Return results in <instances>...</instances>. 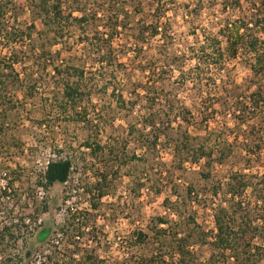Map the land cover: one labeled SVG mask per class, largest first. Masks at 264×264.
Listing matches in <instances>:
<instances>
[{
	"label": "trees",
	"instance_id": "1",
	"mask_svg": "<svg viewBox=\"0 0 264 264\" xmlns=\"http://www.w3.org/2000/svg\"><path fill=\"white\" fill-rule=\"evenodd\" d=\"M70 1L75 9L68 12L63 6L64 0H37L35 8L44 26V30L39 31L40 42L32 35L35 24H31L26 32L8 27L7 15L13 0H0V45L10 48L0 57V134L4 133L6 121L14 119V112L23 103L19 95L31 97L37 91L36 83L26 85L30 80L21 78V73L25 72L28 77V70L33 65L38 67V72L46 70V66L53 67L58 76L67 74L69 77L76 71V67H67L63 61L54 64L50 50L70 34L69 26L93 22L97 28L101 27L102 31L96 29V35L91 38L86 35L85 38L89 44L97 46L92 49L96 60L108 65L115 64L116 60L110 50L114 40L122 37L124 32L128 39L131 33L127 31L132 29V37L136 38L134 48L138 53L135 52L134 58L142 62L139 63L142 64L139 65L140 73L146 76L148 87L139 84L145 91L143 95L138 93L139 104L129 102L122 94L117 104L133 109L139 106L141 118L130 127L129 135L136 137L135 141L145 153L134 154L132 158L143 161L144 174L153 172L166 180V186L172 189V197L162 204L169 214L154 217L146 230L134 232L131 246L141 247L144 252L128 254L125 259L114 263L101 259L96 250L86 251L78 259L72 252L66 264H260L264 259V171L258 168L264 166V0H225V8L240 10L242 15L227 22L216 34L206 35L205 40L191 46L181 56L169 51V43L175 39L168 13L179 5V0H130L132 11L118 5L117 0L116 6L115 1L110 0ZM203 1L197 0V7H202ZM242 1L248 3V11L243 10ZM76 12L81 15L76 16ZM157 38L160 43L151 57L146 47L152 46V41ZM26 40L30 49L21 56L22 51L18 49L25 47ZM47 45L49 49H46ZM127 50L124 51L125 57ZM242 52L250 58L253 73L247 87L231 83L225 75L227 61L236 59ZM186 59L194 61V65L187 70L181 67L180 76L182 85L190 86L189 90L198 96L192 107L185 106L179 98L170 97L166 92L169 91L166 82L168 78L171 80L170 74L175 73V66L183 64V60L185 63ZM27 60L32 62L31 65ZM62 86L63 98L70 104H77L83 94L80 84L64 79ZM146 130H149L147 134ZM84 146L91 148L94 158H97V149L102 150L99 143L86 142ZM122 152H111V160L117 163L124 159L127 164L131 159L126 151ZM163 153L171 157L169 167L159 170L154 164L146 166ZM237 158L241 167L234 169L229 165ZM253 161L255 165H251ZM197 166L198 171L195 170ZM117 167L112 164L95 171L98 182L94 190L87 191L93 196L92 200L100 202L109 196L103 181L110 173L109 168L114 170ZM73 168L74 162L69 158L50 160L39 186L49 190L56 184L67 183ZM190 171L197 173L207 184L200 188L191 183L180 192L183 185L179 183ZM146 185L142 183L141 187ZM152 189H156V194L162 193L159 179ZM194 204L213 212L214 227L188 216L187 207ZM93 208L98 209L99 203L94 201ZM70 220L61 232L74 239L86 228L77 216ZM15 226L5 227L0 234V264L21 260L17 254L4 255L6 243L11 239L17 242L20 237L12 230ZM9 230L12 233L8 234ZM49 233L50 228L43 229L38 241L45 243ZM46 252H42L41 262L61 264L56 250L48 255Z\"/></svg>",
	"mask_w": 264,
	"mask_h": 264
},
{
	"label": "rangeland",
	"instance_id": "2",
	"mask_svg": "<svg viewBox=\"0 0 264 264\" xmlns=\"http://www.w3.org/2000/svg\"><path fill=\"white\" fill-rule=\"evenodd\" d=\"M112 1H115L116 6V0L109 2ZM117 1L120 2L118 5H124L128 11H132L130 0ZM36 3L37 0H13L9 6L7 25L26 32L31 24H35L36 30L32 35L41 42L39 31H43L44 26L38 19ZM203 3L199 8L197 0H179V5L168 13L171 34L175 39L169 43V51L181 56L185 50L205 40L206 35L216 34L227 22L242 15L240 10L225 8V0H204ZM242 5L246 11L248 3L242 1ZM63 6L68 12L75 9L70 0H64ZM195 8L199 11H194ZM79 15L76 12V16ZM90 20L93 21L92 18ZM90 23L69 26L70 34H67L66 39L50 49L54 64L63 61L67 67H76V73H70L69 77L67 74L58 76L53 67L46 66V70L38 72L36 65L30 66L28 77V74L24 75L25 72L21 73V78L30 80L26 85L36 83L37 91L31 97L19 95L23 103L14 112V119L6 121L4 133L0 134V234L5 227L16 224L18 226L12 230L15 235H20L17 242L11 239L4 246V255L17 254L21 257V260H14L11 264H48L44 260L41 262L42 252L47 251L48 255L54 250L61 264L69 261L72 252L78 259L86 251L95 250L101 259L114 263L125 259L128 254L144 252L145 249L141 247L131 246L134 232L146 230L154 217L169 214L162 204L172 197V189L166 186V180H162L161 176L153 172L144 174L143 161L132 158L134 154L139 156L145 153V149L140 148L135 141L136 137L129 135L130 127L141 118V110L139 106L133 109L117 104L121 94L129 102L139 104L141 98L138 93H145L139 84L148 87L146 76L140 73L139 65L142 64L139 63L142 62L134 58L137 53L134 48L136 38L132 37L134 30L127 31L131 33L129 40L125 32L114 40L110 50L116 58L115 64H100L92 55V49L97 46L95 43L89 44L85 37H93L97 33L96 29L102 31V28ZM120 40L125 46L120 45ZM159 43L157 38L152 41V46L149 44L146 47L151 57L156 53ZM27 44L28 41L23 49H18L22 51L21 56L29 52ZM49 48L47 45L46 49ZM9 49L0 45V57ZM243 53L227 61L225 75L231 83L247 87L253 73L250 58ZM27 61L31 65L32 62ZM181 63L175 66L176 72L170 74L171 80L168 78L166 82L169 91L166 92L170 97L179 98L185 106L192 107L198 96L189 90L190 86L182 85L180 68L187 70L194 65V61L186 59L185 63L184 60ZM18 69L22 72L21 66ZM64 79L80 84L83 94L77 104H70L63 98ZM86 142L100 144L102 150L96 147L97 158L92 156L91 148L84 146ZM123 150L131 159L127 160V164H124V159L117 163L111 160V152L123 153ZM58 158L71 159L74 162L73 173L67 183L56 184L45 190L39 186L41 175L48 161ZM170 158L168 153H163L161 157H156V161L146 163V166L154 164L156 169L165 170L171 164ZM230 163L229 166L233 165L234 169L241 167L238 158L232 159ZM250 163L255 165L254 161ZM112 164L119 167L114 170L109 168L110 173L103 181L109 196L100 202L92 200L93 196L87 191L94 190L98 182L95 171ZM258 168L264 171V166ZM199 169L195 167V170ZM156 179L162 185L161 194H156V189H152ZM142 183L147 185L141 187ZM191 183L200 188L207 184L197 173L190 171L181 179L179 184L183 186L179 191L184 192V187ZM94 201L99 203L98 209L93 208ZM187 213L203 225L214 227L213 212L209 208L205 210L194 204L193 207H187ZM72 216H77L86 228L80 236L76 234L74 239L61 232ZM45 228H50L49 237L45 243H41L38 235ZM7 233L12 232L9 230ZM260 264H264V259Z\"/></svg>",
	"mask_w": 264,
	"mask_h": 264
},
{
	"label": "built area",
	"instance_id": "3",
	"mask_svg": "<svg viewBox=\"0 0 264 264\" xmlns=\"http://www.w3.org/2000/svg\"><path fill=\"white\" fill-rule=\"evenodd\" d=\"M49 162V161H48ZM48 164V163H47Z\"/></svg>",
	"mask_w": 264,
	"mask_h": 264
}]
</instances>
